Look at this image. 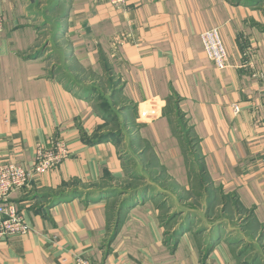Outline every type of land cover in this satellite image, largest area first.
Wrapping results in <instances>:
<instances>
[{"label": "crops", "instance_id": "1", "mask_svg": "<svg viewBox=\"0 0 264 264\" xmlns=\"http://www.w3.org/2000/svg\"><path fill=\"white\" fill-rule=\"evenodd\" d=\"M38 3L0 0V156L31 167L36 146L52 139L69 155L11 194L30 231L0 238V264H246L254 248L252 257L264 255V0H129L121 9L56 0L67 59L107 75L106 92L51 71ZM211 28L223 68L202 47ZM174 107L207 184L236 201L242 223L211 220L222 205L190 207Z\"/></svg>", "mask_w": 264, "mask_h": 264}, {"label": "rangeland", "instance_id": "2", "mask_svg": "<svg viewBox=\"0 0 264 264\" xmlns=\"http://www.w3.org/2000/svg\"><path fill=\"white\" fill-rule=\"evenodd\" d=\"M37 1L39 3L37 4L36 9H34V11L36 15L40 18L39 25L42 31L40 34L39 44L40 46H42L43 49H49L47 56L49 57L48 63L51 71L57 73L58 76H65L67 79L70 78L74 83H80L78 84V86L81 85L82 87H89L90 89L99 86L100 84H106L101 85L103 91L106 92V89L111 87V83L109 82V78H107V75L102 77H95L90 72L77 69L75 65L71 64L72 62L67 59L68 53L66 50V46L65 44H62L60 40V34L62 32L61 25L59 22L60 13H56L54 8V3L56 0ZM88 82L90 83L88 84ZM174 115L176 118V128L182 134L184 147L183 150L186 151V157L190 159L191 163L192 161L198 163L199 154L198 150L196 149L195 140L192 137V133L190 132L189 125L186 123L185 118L180 113H175ZM68 155L66 157H68ZM199 168V163L195 164L191 168V175L193 180H191L190 190L192 194H195V196L194 198L190 199V203L193 202L190 207L195 209L201 206V210H203L205 206H207L208 209H211L214 207V205H222L220 207H222L224 211L217 212L218 210H214L215 217L211 220H219V218H224L227 215L235 214V216H233L234 219L232 222H241L244 213H241V216H237L240 209L236 201L231 197L218 194L213 188H211L207 184L205 176L202 171L199 170ZM209 200H211L212 203L208 206ZM175 221L176 223H179L178 219H175ZM257 253L258 252L256 248H254L251 255L254 256ZM252 256L244 257V259L250 263L252 259H257L256 264H264L263 254H261V257Z\"/></svg>", "mask_w": 264, "mask_h": 264}, {"label": "built area", "instance_id": "3", "mask_svg": "<svg viewBox=\"0 0 264 264\" xmlns=\"http://www.w3.org/2000/svg\"><path fill=\"white\" fill-rule=\"evenodd\" d=\"M129 0H108L109 4L121 9ZM4 27V20L0 15V30ZM200 40L207 58L216 68H223L227 63V53L217 28H211L200 34ZM234 113L240 111L237 103L231 105ZM68 149L62 140L52 139L47 146L37 145L34 163L25 167L13 162L5 161L0 156V238L13 235H24L30 231L29 225L11 200L13 192L21 190L31 184L35 176L55 169L68 155ZM75 264H93L84 256H75Z\"/></svg>", "mask_w": 264, "mask_h": 264}, {"label": "trees", "instance_id": "4", "mask_svg": "<svg viewBox=\"0 0 264 264\" xmlns=\"http://www.w3.org/2000/svg\"><path fill=\"white\" fill-rule=\"evenodd\" d=\"M98 97H100V94L99 95H97ZM105 103H108V101L107 100H105ZM175 113H180V111L177 109V107H174V114ZM181 114V113H180ZM182 115V114H181ZM175 116V115H174ZM183 116V115H182ZM184 117V116H183ZM175 120H176V118H175ZM186 123H187V121H186ZM190 128V127H189ZM175 129H176V132L178 133V136H179V138H180V141H181V145H182V149H184V147H183V138H182V134L177 130V128H176V121H175ZM190 132H191V129H190ZM192 137L194 138V136L192 135ZM194 140H195V144H196V149L198 150V147H197V142H196V139L194 138ZM183 152H184V154L186 155V151L185 150H183ZM198 154H199V151H198ZM187 158V157H186ZM201 156H200V154H199V157H198V163H199V166H200V168H199V170L200 171H202V173L204 174V169H203V167H202V164H201ZM187 161H188V165H189V173H190V176H191V180H193L192 179V175H191V171H192V167L195 165V164H198L197 162H193L192 161V163H191V161H190V159L189 158H187ZM204 176H205V174H204ZM205 180H206V182H207V179H206V177H205ZM78 190L76 189V190H73L71 193H70V195H60L59 197H57V199H60V200H64V199H69V198H72L71 196L72 195H74V194H78ZM194 194V193H193ZM75 196V195H74ZM194 196H195V194H194ZM212 203V201L211 200H209L208 201V206L210 205ZM121 207H123V203H121V204H119V210H121L120 208ZM177 233V231L175 230V231H173V233H172V237H176L175 236V234ZM258 254V253H257ZM257 254H255L254 256H256ZM255 260V259H254ZM252 261V260H251ZM246 264H250V262H246Z\"/></svg>", "mask_w": 264, "mask_h": 264}]
</instances>
